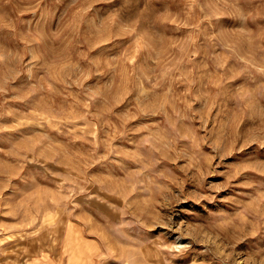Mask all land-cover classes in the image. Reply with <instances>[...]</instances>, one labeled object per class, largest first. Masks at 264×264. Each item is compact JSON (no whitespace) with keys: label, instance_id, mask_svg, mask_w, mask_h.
I'll return each mask as SVG.
<instances>
[{"label":"rangeland","instance_id":"374dc122","mask_svg":"<svg viewBox=\"0 0 264 264\" xmlns=\"http://www.w3.org/2000/svg\"><path fill=\"white\" fill-rule=\"evenodd\" d=\"M0 264H264V0H0Z\"/></svg>","mask_w":264,"mask_h":264}]
</instances>
